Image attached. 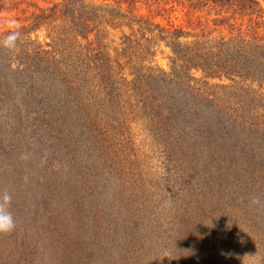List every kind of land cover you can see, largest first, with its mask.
I'll return each instance as SVG.
<instances>
[{"label": "trees", "instance_id": "obj_1", "mask_svg": "<svg viewBox=\"0 0 264 264\" xmlns=\"http://www.w3.org/2000/svg\"><path fill=\"white\" fill-rule=\"evenodd\" d=\"M136 1L0 0V15L31 20L0 35V94L86 159L81 183L106 243L120 236L109 230L120 212L111 219L114 206L101 203L115 165L122 156L141 175L152 170L140 167L141 148H158L170 220L144 214L152 181L140 176L141 256L161 248L160 264H264V0H156L173 20ZM165 51L168 69L156 61Z\"/></svg>", "mask_w": 264, "mask_h": 264}, {"label": "rangeland", "instance_id": "obj_2", "mask_svg": "<svg viewBox=\"0 0 264 264\" xmlns=\"http://www.w3.org/2000/svg\"><path fill=\"white\" fill-rule=\"evenodd\" d=\"M38 1L49 6L51 0ZM90 1L113 3L115 0ZM136 8L141 13L175 19L174 13L165 12L163 4L156 0H137ZM29 15L30 12L20 10L2 13L0 35L9 28L29 23ZM156 61L168 69V51L158 53ZM13 88L22 93L19 88ZM12 98V94L9 97L0 94V264H160L158 256L161 257L163 249L155 248L149 256H141L140 244L144 239L140 238L141 242H138V237H135L138 232L135 226L140 224L142 213L139 212L142 200L140 176L152 181L147 182L146 189L150 192L144 202L149 207L144 214L156 217L163 210L170 220L171 211L166 213L161 205L162 197L167 199L170 190L162 194L167 186L162 185L163 180L157 182L159 176L155 168L160 169L162 165L158 148L147 151L140 145L142 153L146 154V160L143 159L145 161L140 167L144 168L147 163L152 169H146L141 175L137 164L128 163L127 159L124 161L122 156L120 165H115L113 176L118 179L113 181L111 189L107 186L108 195L102 197L101 203L109 202L110 208L114 206L116 212L111 213V219L120 212L121 217L116 221L120 226L116 224L112 225L114 229L109 228L120 236L106 243L107 237L103 232L95 234L93 208L96 204L89 201L90 187L88 183H81L85 177L78 167L86 159L67 156L63 151L66 148L63 145L61 148L55 133L36 126L31 114ZM137 141L146 142L147 146L151 144L144 142L143 137ZM156 199L160 202L154 203ZM108 217L97 220L104 225L109 222ZM159 223L164 221L161 219ZM158 228L156 233L160 234ZM155 239L151 236L146 245H152ZM230 242L233 247L237 241L229 239L227 244Z\"/></svg>", "mask_w": 264, "mask_h": 264}]
</instances>
